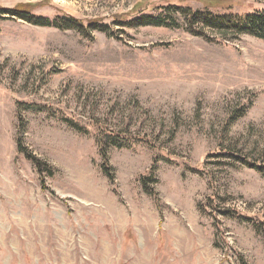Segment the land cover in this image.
<instances>
[{"label": "rangeland", "instance_id": "rangeland-1", "mask_svg": "<svg viewBox=\"0 0 264 264\" xmlns=\"http://www.w3.org/2000/svg\"><path fill=\"white\" fill-rule=\"evenodd\" d=\"M19 6L71 22L0 20V264H264V175L239 159L264 166V41L177 10L264 0H0Z\"/></svg>", "mask_w": 264, "mask_h": 264}, {"label": "trees", "instance_id": "trees-1", "mask_svg": "<svg viewBox=\"0 0 264 264\" xmlns=\"http://www.w3.org/2000/svg\"><path fill=\"white\" fill-rule=\"evenodd\" d=\"M32 8H28L26 6H19L15 9L11 10H5V9H0V20L4 19L6 15H9L11 17H17L19 19H23L31 24L37 25V26H42V27H55V28H61V29H68L66 28V24L71 22V19L69 20H63V21H50L47 18H42L36 16L32 10ZM178 11L183 13L185 17H187L188 25L190 27L188 30L195 36L203 37V33L196 28L197 23H202L206 27L216 30L220 33H231L235 36L239 35H249L256 37L258 39H261L264 41V10L262 11H256L253 13L245 14V15H239V14H230V15H222V14H214L213 12L205 10L204 13H194L190 15V9H183V8H178ZM77 26L82 27V24L79 22H76ZM129 22H124L122 24L128 25ZM167 18H154V17H147L143 16L142 18H139L135 20V22H131V25L133 24H144V25H157V26H162L166 25ZM171 25V24H169ZM98 29H101L100 31H104L105 26H97ZM28 109H31V105L27 106ZM247 111V107H243L239 110L234 111L232 114H230L229 121L227 123V126H232L236 120L242 118L245 116ZM69 125L71 127H74L76 129H79L77 125L73 124L72 122H69ZM107 140H109L110 144L123 148V147H130L129 141L122 137L120 134H114L110 133L107 134ZM18 143V152L20 154H23L27 159L31 160L37 167L38 172L40 173L41 176H44L41 180L42 186L44 189H47L46 186V181H45V176L46 177H52L54 175V168L47 165V164H41L34 158L33 154L29 152V150L23 145L21 140L17 141ZM240 161L244 162L248 167L255 169L257 172H260L262 175H264V166L258 165V164H253V163H248L242 158H239ZM102 168L104 169V172L112 182H114V176L111 174L109 171L108 165L104 163L102 165ZM45 174V175H44ZM154 174H151L150 176L147 177H142L141 178V184L146 191V193L152 197L157 198L156 193L153 190H149V185L150 183H157L156 178L153 176ZM245 264V262H242Z\"/></svg>", "mask_w": 264, "mask_h": 264}]
</instances>
